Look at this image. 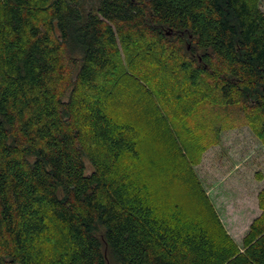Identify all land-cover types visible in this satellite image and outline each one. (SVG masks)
Listing matches in <instances>:
<instances>
[{
	"label": "trees",
	"instance_id": "16d2710c",
	"mask_svg": "<svg viewBox=\"0 0 264 264\" xmlns=\"http://www.w3.org/2000/svg\"><path fill=\"white\" fill-rule=\"evenodd\" d=\"M138 42L148 59L169 52L188 85L172 88L168 59L158 61L164 104L184 100L158 113L155 141L168 137L179 153L172 121L208 99L238 107L264 143L258 0H0V264H264V189L241 250L178 211L160 216L123 166L140 158V143L109 111L119 85L110 75H125L119 43ZM148 81L139 86L157 99ZM51 222L62 230L52 256Z\"/></svg>",
	"mask_w": 264,
	"mask_h": 264
},
{
	"label": "rangeland",
	"instance_id": "374dc122",
	"mask_svg": "<svg viewBox=\"0 0 264 264\" xmlns=\"http://www.w3.org/2000/svg\"><path fill=\"white\" fill-rule=\"evenodd\" d=\"M258 4L264 12V0H258ZM187 43L190 50L192 43ZM143 44L138 42L139 47L131 49L119 43V62L125 75L114 72L110 75L113 81L118 80L119 85L109 101V111L115 118L136 128L140 143V158L128 159L123 166L137 178L160 216L171 217L178 211L189 220H198L218 244L229 246L233 243L242 250L251 222L263 212L260 193L264 189V143L238 107L227 109L229 106L215 104L208 99L186 116L191 117L186 122L172 121L179 153L172 150V141L168 137L158 136L155 141L154 129L160 133L161 128L156 123L160 122L158 113L174 114L178 104L184 100L167 96L164 99L168 108L164 104L158 92L165 90L156 78L157 74L162 75L159 72L163 64L158 61L168 59L169 69L162 73L165 72L166 78L170 77L167 82L172 88L173 82L179 88L188 85L178 63L169 59V52L165 58L160 55L161 60L155 55L148 59V47ZM136 51L141 54H136ZM183 54L184 49L180 59L184 58ZM142 80H149L148 91H154L157 99L151 100L149 93L140 88ZM171 95L174 96L175 92ZM85 160L90 172L92 166ZM186 163L199 184L191 178L192 173L189 174L192 182H188L186 170L183 171ZM61 236L59 225L51 222V229L43 239L49 255L59 252L55 243L62 239Z\"/></svg>",
	"mask_w": 264,
	"mask_h": 264
}]
</instances>
